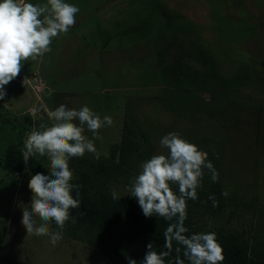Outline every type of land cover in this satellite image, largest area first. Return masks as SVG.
<instances>
[{
    "label": "rangeland",
    "instance_id": "obj_1",
    "mask_svg": "<svg viewBox=\"0 0 264 264\" xmlns=\"http://www.w3.org/2000/svg\"><path fill=\"white\" fill-rule=\"evenodd\" d=\"M66 2L80 8L76 24L54 38L51 52L25 61L0 100V264H122L71 220L55 246L21 224L32 175L24 160L5 168V153L13 146L22 155L27 134L50 124L48 111L61 104L113 119L94 141L100 158H73L72 171L93 183L105 179L110 195L126 197L141 164L167 153L160 139L178 132L219 173L217 206L198 210L202 229L264 236V0ZM124 128L132 154L107 172L109 149ZM30 158L48 174L46 156ZM50 230L59 231L54 223Z\"/></svg>",
    "mask_w": 264,
    "mask_h": 264
},
{
    "label": "clouds",
    "instance_id": "obj_2",
    "mask_svg": "<svg viewBox=\"0 0 264 264\" xmlns=\"http://www.w3.org/2000/svg\"><path fill=\"white\" fill-rule=\"evenodd\" d=\"M79 12L78 6L66 0L35 3L32 0H0V100L7 95L6 86L20 75L25 61L51 52L54 38L69 32ZM47 115L51 123H41L39 129L30 131L24 140L23 160L46 156L50 170L48 174L38 172L30 177L27 186L31 199L22 209L21 224L28 235L47 236L55 246L63 239L65 224L71 219L70 210L80 206L79 185L72 183L74 174L69 162L86 153L99 159L94 141L101 138V128L113 125V119L108 115L101 118L87 105L76 109L61 104ZM86 130L92 133L91 138L85 134ZM159 143L167 153L154 154L145 160L126 190L146 218L155 215L175 222L170 223L164 233L168 251L157 253L149 242L139 264H166L173 241L178 245L175 264H185V259L188 264H223V247L215 232L187 234L184 226L187 201L198 199L197 189L202 186L205 170L213 182L219 179L218 171L207 152L178 132L167 133ZM111 195L113 200L121 199L116 191ZM224 195L227 196V192ZM209 199L216 206L214 198L210 196ZM53 223L59 231L50 230ZM181 250L185 259L179 256ZM127 261L138 264L130 256Z\"/></svg>",
    "mask_w": 264,
    "mask_h": 264
},
{
    "label": "trees",
    "instance_id": "obj_3",
    "mask_svg": "<svg viewBox=\"0 0 264 264\" xmlns=\"http://www.w3.org/2000/svg\"><path fill=\"white\" fill-rule=\"evenodd\" d=\"M130 136L128 129L124 128L118 143L111 145L109 157L104 164L107 172L119 169V166L114 162L116 158L119 161L118 164L129 160L133 146ZM22 163L21 153L13 146L9 147L5 153L4 167L16 168ZM25 167L31 175L38 172L46 174L38 161L33 158L25 162ZM102 169L103 166H100L99 172L103 173ZM73 174L72 183L79 185L80 206L70 210V220L74 222L81 234H92L93 240L99 245L107 246L110 253L122 264H128L127 257L129 256L136 259L139 264L149 242L152 243L153 250L157 253L168 251L165 247L164 233L169 224L174 223L175 220L168 221L155 215L146 218L135 198L130 194L120 200H113L103 185L105 179L99 183L100 177H97V183H93V178L86 172L76 173L73 171ZM204 177L202 186L197 189L198 199L187 201V218L184 221V226L188 229L187 234L215 232L218 242L223 247L225 257L223 264H264V236L251 235L247 237L218 226L202 229L198 210L212 211L213 200L209 199L210 196L217 202V183L212 180L208 181V175H204ZM73 196L76 198V189L73 190ZM177 247L178 245L173 241L170 255L165 258L166 264H175V258L178 255L175 251ZM179 256L181 259H185L183 250ZM185 264H188L186 259Z\"/></svg>",
    "mask_w": 264,
    "mask_h": 264
}]
</instances>
